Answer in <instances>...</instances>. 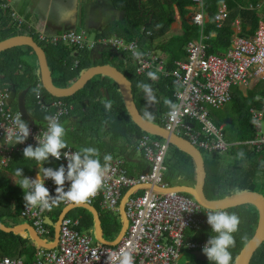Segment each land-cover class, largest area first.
Instances as JSON below:
<instances>
[{
    "label": "built area",
    "instance_id": "1",
    "mask_svg": "<svg viewBox=\"0 0 264 264\" xmlns=\"http://www.w3.org/2000/svg\"><path fill=\"white\" fill-rule=\"evenodd\" d=\"M191 1L192 25L200 28L201 38L187 44V60L178 62L176 68L171 71L165 68L164 60L152 52H148L147 56L142 54L141 58L137 59L133 52H142L136 41L127 45L120 39H103L92 44L85 34L79 35L74 32L58 36L56 39L40 37V41L64 45L78 52L101 47L129 52L136 62V72L139 76L147 75L148 72H160L164 77L174 78L179 86L174 94L179 112L176 119L170 117V110L164 114L163 127L169 132L187 138L201 152L227 153L233 146H240L241 143L232 144L225 139L223 128L213 123L208 109L223 108L231 102L233 89L248 85L252 78L264 80V15H260L258 27L251 36L244 35L242 19L240 16L236 17L232 22L236 34L230 50L225 55L210 54L209 45L204 41L205 25L209 15L208 2H218L213 15L217 29L224 26L232 12L224 0ZM239 8L258 12L264 8V0L250 2L246 7ZM74 65L78 68L79 62L75 61ZM38 91L39 96L36 95L38 106L43 111L53 112L52 115H57L60 122L73 110L60 99L46 103L42 85H39ZM11 97L9 90L0 92V169L7 168L13 155L23 152L27 145L35 147L37 145L35 136L47 128V124L43 129L29 125L30 135L24 143L18 146L4 144L2 126L11 127V118L15 116L7 109ZM263 118L264 112L255 115L256 136L245 143L257 153L264 152V130L261 123ZM169 149L168 142L154 139L149 134L143 135L136 145V150L147 161L149 172L138 177L130 176L126 173L123 163L113 161L96 196L85 203H80L91 207L98 206L103 213L119 214L120 202L128 189L148 185L162 191L149 187L138 190L129 197L126 202L129 225L124 238L116 247L97 243L91 232L79 233L77 231L79 220L67 216L61 222L57 247L53 250H39L32 264H108V256L118 253L121 249L131 251L134 264H179L184 249L191 252L202 251L209 238L188 239L187 233L193 232L195 235L203 230L207 216L204 211L207 209L183 193L165 191L172 187L165 180V160ZM58 162L65 167L67 165L63 155ZM45 186L50 194L55 196L56 185L51 179L45 180ZM69 186V182L66 181L65 190ZM62 203L66 208L76 205L66 201ZM51 209L40 211L38 207L30 210L24 207L21 212V219L29 222L43 241L52 236V230L47 226V217L52 221ZM185 209L193 211L187 212ZM0 264L25 263L21 259L0 257Z\"/></svg>",
    "mask_w": 264,
    "mask_h": 264
},
{
    "label": "trees",
    "instance_id": "2",
    "mask_svg": "<svg viewBox=\"0 0 264 264\" xmlns=\"http://www.w3.org/2000/svg\"><path fill=\"white\" fill-rule=\"evenodd\" d=\"M113 4V8L116 11H121L125 15V21L122 23L124 30L122 32H117L122 34L123 37L126 38L127 41H133L136 38L141 37V41L145 39L148 41L150 45H152L154 40V34L156 33L155 28L161 27L157 24H150V14L152 11L147 9V3H141L140 0H110ZM243 1V0H239ZM258 0H250L249 2H257ZM174 2H178V6L181 9L182 13H187L186 6L192 5L191 0H149L154 6V11L157 9L163 8L162 15H159L155 18H161L163 21L165 20V26L169 25L172 21L173 13H171V6ZM230 8L234 10L230 16L229 22L220 29H217L215 24L208 25L206 34L208 35V40L206 41L210 46L208 51L210 54L216 55H225L227 48L230 45L232 29L231 22L238 16L242 18L243 23V31L245 36H251L255 33L258 23L260 21L261 16L257 13V11H249V10H241L236 9V3L234 1H230ZM209 8V5H208ZM169 9V10H168ZM215 10V7L213 8ZM211 13V10H210ZM213 13V11H212ZM212 15V14H211ZM214 15V14H213ZM5 22V21H1ZM139 27H145V31L142 32ZM113 27L109 28L108 32L112 30ZM163 28V27H161ZM141 30V33H140ZM154 31V34L153 32ZM1 32V31H0ZM148 32L151 34L148 35ZM215 32L216 36H211L212 33ZM142 34V35H141ZM20 36L15 31H10L7 34H0V41H6L10 38ZM142 49H146L141 42ZM42 47L47 54L49 67H51L54 71L53 66L57 69L58 75L61 79H57L53 76V82L58 88H69L73 84H75L82 76L84 72L90 69L85 64L86 58L82 60V65L78 70L71 72L68 69H63V62H60L58 65H55L53 61H51L50 52L43 45ZM115 51V50H113ZM116 52V51H115ZM111 51V48H105L103 52L102 58L104 61L108 60L109 57H116V53ZM67 55V52H66ZM18 58V62L24 66L26 69L24 73V77L15 78L12 75V71H9V77H7L6 82L8 87L12 91H16L17 94L21 92H26V106L28 111L32 112V115L38 116L35 117V128L42 129L46 126L47 121L45 119L46 116L50 115V112L43 111L36 102V93L33 92V89H36V84H33L34 81L40 82V76L33 74L31 70V65L26 63L24 60L28 58H33L38 64L37 58L30 48H16L10 51H6L0 54V73L8 71L10 66L7 63L13 61V58ZM50 59V60H49ZM64 61V60H63ZM106 63V62H104ZM37 69L38 66L36 65ZM176 67H171L168 69H173ZM52 72V71H51ZM14 74V72H13ZM36 74V73H35ZM128 80L133 83V93L135 97L136 104L140 109L141 113L144 116L146 110L150 111L154 119L150 120L154 123L164 125L161 121V117L163 114L169 111L168 105L165 101L170 100L173 103L175 102L174 94L179 89V86L176 84L174 78H162V80L155 84L154 91L156 95V108L155 110L152 106L147 104L146 100L138 92L141 90L137 85L141 82L150 84L149 77L143 76L138 77L135 76L134 70L130 68V70L123 73ZM58 77V78H59ZM169 86L166 88L165 84ZM235 87L233 89V99L231 102L226 104L225 108L217 110L215 108L210 107L209 116L215 121L218 125L225 122V119H231L233 125L238 126L239 130H243L241 134L238 135L239 140H249L254 138L255 131L253 130V126L251 124L250 117V108H260L261 105L254 103V95L258 93L264 98V82L259 84V87L255 92H251V98H245L242 92ZM44 94L47 95L48 100H58L52 98L49 94L45 92L42 87ZM111 100L112 101V109L110 111H106L104 108V101ZM68 105H74L73 112H70V115L62 120V124L66 128V136L65 139L69 148L71 147L73 150H80L83 147H94L98 149L100 155L105 151V153H118L120 156L126 155L127 151L131 148H136V145L139 139L147 134L143 132L131 119L129 116L125 104L123 102L122 96L120 94L119 88L110 78L108 77H97L92 80L84 90L80 91L74 97L68 99H62ZM260 102H263L261 100ZM145 117V116H144ZM146 118V117H145ZM74 126V130L71 132L67 131V125ZM109 135V140L111 141V145L102 143L103 135ZM230 133H227V129L224 130L225 139L228 142H231V138L229 137ZM157 140H163L159 137H154ZM105 139V138H104ZM236 139V137H235ZM103 144V145H102ZM117 145H120L118 148H114ZM234 149V148H233ZM205 152V151H203ZM235 151L231 149L226 154H233ZM113 160L118 159L115 155L111 154ZM262 159L260 160V157ZM128 157V156H126ZM49 157V161L44 164V167H53L58 168L59 164L52 162ZM246 165L244 167H231L224 169L222 167H217L213 164L214 167L209 170V167L206 163L207 169V179H206V192L208 194L209 199L217 200L222 199L227 196H232L237 193L245 192V191H258L257 188L259 186H264V152L263 153H253L246 154V157L243 158ZM128 161V160H127ZM12 163V165H11ZM9 167L6 170L0 171V223L8 227L10 222H15L20 217L21 211L24 207L22 205L18 196H24L23 189L18 185L16 188L11 185V181L4 176L14 175L15 170L17 168H23V175L26 177L33 173V169L38 166L35 160L24 159L23 153H16L11 161ZM126 164V163H125ZM11 166V167H10ZM144 167V165H141ZM166 173L165 180L170 186H179V185H195V174L196 168L192 158L179 150L175 146L170 145V149L168 155L165 160ZM140 171V170H139ZM138 174V173H137ZM140 174V173H139ZM138 174V175H139ZM137 175V176H138ZM20 179L19 177H17ZM172 181H175L176 184H172ZM239 189V192L234 191L235 189ZM261 192V191H260ZM187 197L192 198L191 196L184 194ZM60 206L63 208L64 205L62 202L53 206L50 210L59 209ZM97 211L100 212V208L98 206L95 207ZM78 215L82 213L85 215V226H82V232L90 231L93 228L95 229V221L90 218L92 216L88 211L79 209L75 210ZM73 211V212H75ZM229 212H235L239 215L241 223L239 225L238 232L234 233V237L236 240L235 247L231 248L230 251L233 256L232 264H235L236 258L241 253L246 244L253 237L256 227L259 220V211L254 205H242L236 208H232L227 210ZM70 213V217L71 214ZM88 215V216H87ZM53 218V215L51 216ZM54 224L58 221V216H54ZM73 219V218H72ZM101 219V217H100ZM119 215V220H120ZM53 221V220H52ZM118 221V220H117ZM122 221V220H121ZM102 229L105 232L107 224L105 221L101 219ZM80 226V225H79ZM81 227V226H80ZM117 227V228H116ZM116 227L114 228L118 234L121 231V224L116 223ZM113 228V227H112ZM80 229V228H79ZM78 229V230H79ZM80 231V230H79ZM91 230L90 232L93 233ZM210 235H215L211 233V227L207 224V216H206V226H204L203 230L200 233L193 234V232L187 233L188 239H201V238H209ZM118 236V235H117ZM247 237V239H244ZM106 239V238H105ZM117 239V238H116ZM116 239L109 241L113 242ZM23 247L22 255L31 257L32 251H36L35 246L31 242L30 239L24 240L19 235L15 234H6L0 231V256L9 257L12 255H16L19 251L20 247ZM193 252L188 251L186 249L183 250V258L179 261V264H211L208 261H199L193 255ZM35 256V254H34ZM33 256V260H34ZM27 264V263H26ZM251 264H264V244L258 249L255 253Z\"/></svg>",
    "mask_w": 264,
    "mask_h": 264
},
{
    "label": "crops",
    "instance_id": "3",
    "mask_svg": "<svg viewBox=\"0 0 264 264\" xmlns=\"http://www.w3.org/2000/svg\"><path fill=\"white\" fill-rule=\"evenodd\" d=\"M86 1L89 2V4H88L89 6H90V4L93 6H97L103 0H86ZM140 1H141L140 4L141 3H144V4L147 3L146 4L147 9L152 11V13L149 16V18H150L149 23L150 24L155 23V24H157L163 28L156 27L155 28V30H156L155 34H154V31H152L153 34L155 35L152 45H150V43L148 41H145V39L143 41H141V37L136 38L133 41L138 42V44L140 46V51L142 52V54L144 56H147L148 52H152L155 55H157L160 59L164 60L165 68L169 71L170 69H168V68L176 67L178 62L187 60V54H186L187 44L192 40H200V38H201L200 28L192 25V21H191L192 6L193 5H187L186 6L187 13H182L181 9L178 6L179 5L178 2H174L173 5L171 6V11H170L171 13H173L172 21L170 22L169 25L165 26V20L163 21L161 18H158L157 20H155V18L157 16L163 14V11H159V10H163V8L157 9V11H154V6L151 3H149V0H140ZM224 1H226L231 12H233L234 10H232L229 6L230 1H234L236 3V9H238V10L240 9L239 8L240 6L246 7L250 3L249 2L250 0L249 1L248 0H243V1L224 0ZM84 2H85V0H82L83 4H84ZM108 2H109V5L104 9V12H101V10H100V11H98V13H95V14H97L95 17L97 27L92 28V29L96 30V31L93 30L96 33V35H95V38L91 40L90 36H89V35H91V30H90V27H91L90 24L91 23L90 22H91V20H94V19H92L93 15H91V12H89V15H88L89 21H88V24L86 25V27H84V24L82 21L79 22V15L77 14V11L79 8L78 5L80 3V0H0V31H1L0 34H2V33L7 34L10 31H15L17 34H20V36H30L31 38H33L36 41L34 36L39 37V39H40V37H44L46 39H48V38L56 39L58 36L74 32V33H77L79 35L85 34V37L92 44L95 42H98L100 40H103V39L104 40L120 39V40L124 41V43L127 45L132 43L133 41L129 42L126 40L125 37L122 36V34L117 33V32H122L124 30L122 23L125 21V15L121 11H116L113 8V4L110 0H108ZM252 3H256V2H252ZM72 4H75V5L71 6ZM68 5L71 6V13L68 15L71 17V19H67V21H63L62 17H60L54 23V19H50V17L52 15L53 11H55L56 7L58 8V13H61V11H63L62 7H65ZM208 5H209V8H208ZM217 5H218V2H215V1L208 2V4H207V11H208L209 15L207 17L206 25H205V39H204V41L206 44H208L206 42L208 40V35L206 34L207 26L208 25L214 26L213 14H215V12H216ZM214 7H215V10L213 9ZM210 10H211V13H210ZM241 10H248V9L246 8V9H241ZM212 11H213V13H212ZM249 11H251V10H249ZM257 13L259 15L263 16L264 15V8L262 10H258ZM82 19H83V8H82ZM1 21H5V22H1ZM228 22H229V20L227 22H225L224 26ZM232 22H231V29H232L231 41H230L229 47L226 50V53L230 50L231 44H232V42L234 40V36L236 34L235 29L232 26ZM53 23L58 25V27H57L58 29L55 30V27H52ZM66 25H70V26H66ZM77 26L79 28H77ZM111 27H113L112 30L108 32L109 28H111ZM66 29H71V30H66ZM138 29H141V27H139ZM63 30H65V31H63ZM141 30H142V32L145 31V27H142ZM141 30H140V33H141ZM150 34L151 33L148 32V35H150ZM211 36L212 37L216 36V33L213 32ZM0 42H2V41H0ZM141 42L143 43V46L146 49H142ZM40 43L39 44L41 46L43 45L46 49L49 50L51 61H53V63L55 65H58L60 62H63V64H62L63 69H65V70L68 69L71 72L78 70L80 68V66L82 65V60L87 57L85 64L87 67H90V69L94 68V67H98V66H111V67L118 69L121 73H124V72L130 70V68H132L134 70L135 76L136 75L138 77L146 76V75L139 76L137 74L136 62L134 61V59L132 58V56L130 55L129 52L116 51V50H115L116 51L115 52V51H113L114 49H111L112 52L116 53V57H109L108 60L104 61L102 56H103V52H104L106 47L97 48V49H94L91 51L90 50H83V51L78 52L75 49H70V47H67L64 45H55L54 43H49V44L44 45L41 41H40ZM98 50H100L98 52L99 54H97ZM66 52H67V55H66ZM13 61H14V63L12 61H10V63H7L10 66V69L8 71L0 73V92L1 91L3 92L5 90H9L11 93V96L16 91H12L8 87V84L6 82L7 77H9L8 72L12 71L13 77L20 78L24 75V73L26 71L25 70L26 68L18 62L17 57L13 58ZM24 61L27 64L29 63L31 65L30 68H31L34 76L35 75L40 76L39 75V66H38V64H36V62L33 58L30 57L27 60L25 59ZM75 61L79 62L78 68H75V65H74ZM104 62H106V63H104ZM113 62H116L117 64H119V67L114 66ZM36 65L38 66V69H37ZM53 68H54V71L50 67V70L52 71L53 76H55L58 80L61 79L58 75L57 69L54 66H53ZM173 69H175V68H173ZM173 69H171V70H173ZM13 72H14V74H13ZM155 73H156L158 79H156L155 81H152V80L149 81L152 86H154L155 84H158L162 80V78H171V77H164L162 74H160V72L159 73L155 72ZM38 82H39V80L36 82L34 81V83H33V84H36V89H39V85H41V83L38 84ZM261 82H264V80L252 78V80H250L248 85L238 87L237 89H239L242 92V94L245 98H251V92H255L256 89L259 87V84ZM165 86L167 88L169 85L166 83ZM153 89H154V87H153ZM138 92L140 94H142V96L144 97L142 89L138 90ZM154 93H155V91H154ZM24 94H26V96L24 97V104H25L26 110H27L30 118L32 120H34L35 117L38 118V116L32 115V112L28 111V108L26 106L27 93L21 92L20 94H17V97L19 95H24ZM43 97H44V100L46 101V103H51L53 101V99L48 100L47 95L44 94V92H43ZM232 99H233V94H232ZM261 100H263V102H260ZM254 101H255L254 103L261 105L260 108H254V107L250 108L251 124L253 126V130L255 131V136H256V130H255L256 121L254 120V117L257 113L264 112V98H262V96L260 94L255 93ZM70 106L74 110V105H70ZM150 106H152L155 110H157L156 103H154ZM225 107L226 106H224L223 109ZM7 109L12 114H15V115L17 113H20L17 99L15 101H13L12 97H11L10 102L7 106ZM73 110L71 112H73ZM217 110H220V109H217ZM52 113L53 112H51L50 115H52ZM163 115H162V117H163ZM162 117H161V121H162ZM225 120H226L225 122H223L219 125L215 121H213V120L212 121L218 127H222L223 130H225L227 127L230 128L229 137L232 140L230 143H232V144L241 143L240 146H233L234 149L231 148L235 152L232 155L228 154L229 158L235 160V159H237V157H241V161L243 162L244 161L243 158L246 157V154L249 155V154L257 153L250 146L245 144L246 142L252 140L253 138L249 139V140H239L237 137L239 134H241V132L243 130L240 131L238 126L233 125L230 118L225 119ZM263 121H264V118L261 121L262 124H263ZM28 124L30 125L29 121H28ZM71 125L72 126L67 125V131L68 132H71L74 130L73 124H71ZM231 126L233 127L232 129H231ZM263 130H264V127H263ZM235 137H236V139H235ZM106 140H108V139H106ZM105 144L111 145L108 143V141H106ZM14 146H18V144L14 145ZM119 146L120 145H117L114 148H118ZM111 147L113 148V145H111ZM231 149H230V152H231ZM66 151L74 152L76 150H73L72 148L71 149H64V150H62V153L66 152ZM19 153H23V152H19ZM240 153H243V156H241ZM261 153H263V152H261ZM104 154L115 155L116 158H118V159L112 160V162L118 161L120 163H123V167L125 168L126 173L130 176L132 175V176L138 177L147 169V167H149L148 163L144 159L143 155L140 152H138L136 150V148L129 149L127 151V154L123 155V156H120L118 151L116 153H112V152L111 153H105V151H104L100 155V159L102 162H103V155ZM257 154H259V153H257ZM126 156H128V157H126ZM261 159H262V156L260 157V160ZM50 160L52 162H55L56 164L61 165L54 158H51ZM11 161H12V159H11ZM11 161H10V163H11ZM242 162H241V164H242ZM10 163H9V165H10ZM9 165H8V167H9ZM11 165H12V163H11ZM141 165H144V167H142ZM39 167L42 168V165L36 166L33 169L34 170L33 173L26 176V177L34 179L37 176V173L39 172ZM7 168L0 169V171L6 170ZM222 168L226 169L227 167L223 166ZM137 173L138 174L140 173V174L138 175ZM4 176L11 181V185L13 187L16 188L18 186L19 179L16 176L7 175V174H4ZM182 185H184V184H182ZM18 198L20 199L22 205H24V207H26L24 199L22 200L21 196H18ZM24 207H23V209H24ZM65 209H67V208L66 207L63 208L62 206H60L59 209L55 208L54 210H52L50 213V217L53 215V218L51 217V219L53 220L52 222H54V220H55L54 219L55 215L58 216V220H59L60 216L63 214ZM79 209H82V208L76 207L75 209H71L70 213L75 211V210H79ZM83 210H85V209H83ZM70 213L67 215L68 217H70ZM70 218H73L74 220H79L80 226H81V227L79 226L77 228V231L79 233L82 234L85 232H90V231L82 232V219L81 218L77 219L76 217H73L72 214H71ZM18 222H20L19 224L17 223L18 226L19 225H30L31 226V224H29V222L21 219V214H20V217L18 218ZM15 223L16 222H10L8 224H15ZM47 226H48V228H50L52 230V236L48 239H45L44 242L48 245H51L55 241L54 228H52L49 225H47ZM19 236H21V238H23L24 240L30 239L27 234H22ZM35 248H36L35 249L36 251H32L31 257L23 256L22 252H21V258L20 259L25 264L26 263L32 264L35 260L34 254L36 255V253L39 250H46V249L38 248L36 246H35ZM19 250H20V248H19ZM18 253H19V251L16 253L15 256L12 255V256H9L6 258H14L15 259L18 255ZM33 256H34V260H33ZM0 257H3V256H0Z\"/></svg>",
    "mask_w": 264,
    "mask_h": 264
},
{
    "label": "clouds",
    "instance_id": "4",
    "mask_svg": "<svg viewBox=\"0 0 264 264\" xmlns=\"http://www.w3.org/2000/svg\"><path fill=\"white\" fill-rule=\"evenodd\" d=\"M133 55L140 59L142 53L134 51ZM147 76L152 81L158 79L155 72H148ZM137 86L142 89L147 104L156 103V96L151 84L141 82ZM33 92L39 96L38 89H33ZM165 103L170 109V117L176 119L179 112L178 106L170 100ZM104 108L106 111H110L112 101H104ZM144 116L148 120L154 119L153 114L148 110L145 111ZM45 119L47 128L35 136L37 145L35 147L27 145L23 149L24 159L35 160L38 165H42V168L39 167V172L34 179L25 177L23 168H17L14 173L16 177L20 178L18 185L24 191L25 206L28 210L38 207L40 211H45L65 201L76 204L85 203L94 198L103 186L111 169L113 157L111 154H104L102 162L98 149L94 147H83L78 151L62 153L64 149H71L65 139L66 128L57 115H49ZM11 124V127L2 126L4 128V144L13 146L24 143L30 135L28 122L22 118L21 113H17L11 118ZM62 155L67 160L66 167L64 164L55 169L44 167V164L49 161V157L59 161ZM240 155L243 156V153ZM46 179H51L56 185L55 196L51 195L45 186ZM66 181L70 184L67 190H65ZM234 191L239 192V189ZM185 211L192 212L193 210L185 209ZM204 212L207 215V224L211 227V233L215 235H210L202 252L211 264H232L233 256L230 249L236 244L234 233L238 232L241 223L239 215L219 207L208 208ZM108 264H134V257L131 251L121 249L118 253L108 256Z\"/></svg>",
    "mask_w": 264,
    "mask_h": 264
},
{
    "label": "water",
    "instance_id": "5",
    "mask_svg": "<svg viewBox=\"0 0 264 264\" xmlns=\"http://www.w3.org/2000/svg\"><path fill=\"white\" fill-rule=\"evenodd\" d=\"M16 48H30L33 50L39 66V75L40 82L47 94H49L52 98L55 99H68L74 97L80 91L84 90L86 86L97 77H108L110 78L119 88L120 94L122 96L123 102L125 104L126 110L131 117L132 121L145 133L159 137L164 141L168 142L171 146L177 147L179 150L189 155L195 165L196 174H195V185H179L172 186L171 188L165 191H174L183 194H187L191 196L199 205H201L204 209L208 208H223L226 210L236 208L242 205H254L257 207L259 211V220L256 227V231L250 241L243 248L241 253L236 258L235 264H251V261L258 251V249L264 244V194L258 191H245L241 193L234 194L232 196H227L222 199L211 200L208 197L206 192V179H207V169L206 163L203 157L202 152L194 146L187 138L178 135L175 132H169L162 125L154 123L143 116L140 109L138 108L134 93H133V84L130 80L126 78V76L121 73L118 69L111 66H98L91 68L84 72L81 78L73 84L69 88H58L55 86L53 82L52 72L49 67V62L47 58V54L44 49L40 47V45L30 36H17L6 41L0 42V54L6 51H10ZM100 50L97 51L99 54ZM24 95H19L17 97V93L14 92L12 95V100L15 101L17 99L19 112L22 114V117L27 122H30V125L35 126V121L32 120L26 110L24 104ZM149 167L143 172L148 173ZM148 185H140L133 188L128 189L121 202H120V218L122 220L121 231L117 236V239L113 242L106 241L104 237V231L102 229V223L100 219V215L98 211L91 206L86 204H76L74 206H70L63 214L60 216L58 222L54 224L48 217V225L54 228L55 233V241L53 244L48 245L42 239L38 237L33 227L30 225H19L10 224L9 227L0 223V231L6 234H15L22 235L27 234L30 238L31 242L38 248L52 250L57 247L59 238H60V226L62 220L70 213L71 209H75L76 207L85 209L88 211L94 218L95 221V240L97 243H100L107 247H116L117 244L121 242L124 238L127 228L129 225V220L126 214V202L129 197L134 194L136 191L149 188ZM154 190H159L156 187H150ZM162 192V191H161ZM49 214V213H48ZM23 247H20L19 253L15 259L21 258V252ZM192 255L200 261H208L206 255L202 251H194ZM183 254L180 256L179 261L183 258Z\"/></svg>",
    "mask_w": 264,
    "mask_h": 264
},
{
    "label": "rangeland",
    "instance_id": "6",
    "mask_svg": "<svg viewBox=\"0 0 264 264\" xmlns=\"http://www.w3.org/2000/svg\"><path fill=\"white\" fill-rule=\"evenodd\" d=\"M89 2L85 0L84 4L82 3V0H80V3L78 5V11H77V14L79 15V22L82 21L83 24H84V27H86V25L88 24V21H89V12H91V15H93L92 19L94 20H91V27H90V30H91V35L90 36V39H94L95 38V35L96 33L94 31V29L92 28H96L97 26V23L95 21V17L97 14L95 13H98V11L101 10V12H104V9L109 5V2L108 0H103L101 1L97 6H93L90 4V6L88 5ZM75 4H72L71 6H74ZM71 6L68 5V6H65V7H62L63 8V11H61V13H58V8L56 7L55 11H53L50 19H54V23L55 21H57V19H59L60 17H62L63 21H67V19H71L70 16H68L70 13H71ZM82 8H83V19H82ZM40 13V12H39ZM52 25V27H55V30L58 29V25L57 24H54ZM66 26H70V25H66ZM70 28V27H69ZM77 28H79L77 26ZM66 30H71V29H66ZM94 30V31H93ZM65 31V30H63ZM34 38L36 39V42L39 44L40 43V39L39 37L37 36H34ZM41 44V43H40ZM39 44V45H40ZM44 45H46V43H43ZM114 66H118L119 67V64H117L116 62H113ZM263 127H264V121H263ZM233 127L231 126V129ZM227 133H230V128L227 127ZM103 135V138L102 139V143H106V141H108V143L110 144L111 141L109 140V135H105L103 133H101ZM108 139V140H106ZM103 145V144H102ZM203 154V157H204V160L207 162V165L209 167V170H211L213 166V164L217 167H244L246 165L245 161H241V157H237V159H230L229 158V155L226 154V153H207V152H202ZM242 162V164H241ZM172 184H176L175 181H172ZM258 192L261 191L262 194H264V186H259L257 188ZM96 207V206H95ZM96 209V208H95ZM101 219L103 221L106 222L107 224V227H106V231L104 232V237L109 240V241H112L114 239L117 238V235H118V232L115 231V227H116V223H118L119 225L121 224L122 226V221L121 219L119 220V215H120V212L119 214H115V213H103L101 210L100 212L98 211ZM72 216L73 217H76L77 219L78 218H81L82 219V226L84 228L85 226V215L82 213L81 216L78 215V213L75 211L72 213ZM88 216V215H87ZM91 220L93 218V216H90ZM55 219V218H54ZM94 219V218H93ZM118 220V221H117ZM15 225H17V223L19 224L20 222H18V220L15 221ZM113 227V228H112ZM94 228V227H93ZM93 228L90 229V231L92 230L93 231ZM117 228V227H116ZM95 234V231H93V235Z\"/></svg>",
    "mask_w": 264,
    "mask_h": 264
}]
</instances>
